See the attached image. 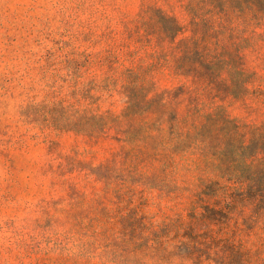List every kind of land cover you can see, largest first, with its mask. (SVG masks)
I'll use <instances>...</instances> for the list:
<instances>
[{
	"label": "rangeland",
	"instance_id": "1",
	"mask_svg": "<svg viewBox=\"0 0 264 264\" xmlns=\"http://www.w3.org/2000/svg\"><path fill=\"white\" fill-rule=\"evenodd\" d=\"M161 16L179 35L161 34ZM215 22L223 29L208 32L188 0H0V264H264L249 203L214 240L183 234L203 212L201 191H238L249 161H264V17ZM129 83L163 100L144 118L164 130L160 143L115 128L42 132L22 119L31 103L76 89L121 116ZM140 217L170 235L123 237Z\"/></svg>",
	"mask_w": 264,
	"mask_h": 264
},
{
	"label": "trees",
	"instance_id": "2",
	"mask_svg": "<svg viewBox=\"0 0 264 264\" xmlns=\"http://www.w3.org/2000/svg\"><path fill=\"white\" fill-rule=\"evenodd\" d=\"M188 10L195 21L207 20L208 32L218 33L222 27H219L215 21L221 20L222 17L228 18L235 14L244 18L249 16V10L260 13L264 17V0H188ZM159 24L161 34L169 39L175 38L182 31L180 24L174 18L161 16ZM127 91L130 95V106L121 116L105 114L96 108L100 99L92 94L93 90L76 89L68 97L52 95L46 96L40 103H31L22 110V119L38 127L42 132L53 130L99 138L107 130L115 128L126 133L129 141L133 143L137 141L160 143L163 137L159 138L155 134H163L164 130L151 129L144 122V118L154 113L155 108H165L163 100L160 96L153 100L141 96L135 83H129ZM83 102H87L86 107L82 106ZM261 139V136L253 137L254 142L261 141ZM178 140L179 144L184 141L181 136ZM250 161L249 180L243 181L239 175L240 189L238 191L215 182L210 185L211 194L205 190L198 194L195 204L201 206L203 212L200 216L191 217L193 223L183 233L190 239L189 241H210L218 238L221 232L228 227L229 221L225 223L222 221L228 219L232 215L230 210L240 203H249V232L264 235V161H258V159ZM222 202H227L228 207L222 205ZM139 220L137 225L130 224L121 229L123 237L141 236L145 239L153 238L159 241L163 236L170 235L169 230L165 234L163 231L165 229L161 231L160 226L148 223L142 217ZM236 256L241 257L239 251ZM191 260H195V264H208L198 257H191Z\"/></svg>",
	"mask_w": 264,
	"mask_h": 264
}]
</instances>
